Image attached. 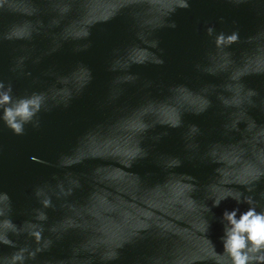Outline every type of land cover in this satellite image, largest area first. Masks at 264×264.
<instances>
[{"label": "water", "instance_id": "water-1", "mask_svg": "<svg viewBox=\"0 0 264 264\" xmlns=\"http://www.w3.org/2000/svg\"><path fill=\"white\" fill-rule=\"evenodd\" d=\"M189 2L169 15L170 0L0 4V80L14 97L44 95L38 129L17 136L0 120V193L11 198V210L0 200V232L14 242L0 243V262L39 247L25 264H222V213L247 206L228 198L212 207V198L240 191L264 210V0ZM209 25L256 38L219 50ZM13 31L24 35L6 38ZM238 83L258 92L251 103ZM40 229L38 243L30 233Z\"/></svg>", "mask_w": 264, "mask_h": 264}, {"label": "clouds", "instance_id": "clouds-1", "mask_svg": "<svg viewBox=\"0 0 264 264\" xmlns=\"http://www.w3.org/2000/svg\"><path fill=\"white\" fill-rule=\"evenodd\" d=\"M238 3H243L244 0H237ZM4 0H0V4H3ZM171 7L168 9L167 15L176 11V9H187L190 7L189 0H170ZM62 12H67L68 8L65 7L61 9ZM106 21L109 17L104 18ZM223 19V18H221ZM53 23H57L53 21ZM170 27L175 28V21L169 24ZM209 37H213V44L216 49L224 50L229 49L234 44H242V43H251L256 37L255 36H246L244 38L241 37L240 31L238 28H233L229 32H225L223 30L216 32L214 25H209L206 29ZM24 33L18 32H10L7 34L8 39H12L13 36H22ZM27 35H31V33H27ZM81 35V34H78ZM83 36H88V32L82 33ZM157 41L153 43L152 47H156ZM225 57H227L228 53H224ZM147 58H141L139 60L133 61L136 64H144ZM151 62L155 64H163L164 60L162 58H155ZM227 63V60L225 61ZM198 69L200 65L196 66ZM115 66H112V69L115 70ZM209 73L213 72L212 68L203 69ZM245 72H237L232 76L233 80L238 81L241 76L245 75ZM27 75H31V73H27ZM135 75L133 73H128L125 77L127 80L135 79ZM91 79V75L89 73L88 80ZM237 95H243L247 97L248 102L251 103V98L258 95V92L253 88H245L243 84H237L236 86ZM71 95H69L68 100ZM44 100L43 93L31 92L28 95L14 97L13 96V85L11 82H5L0 80V120L4 122V126L10 129L13 134L17 136H22L25 134V125L31 124L33 128L40 127V119L38 114L41 112L42 102ZM67 100V101H68ZM67 101H65V106H67ZM236 103H241V101H236ZM211 104V101L204 100L203 105L197 110L196 114L203 112L207 109ZM180 124V120L177 119L172 123V127H178ZM145 130H147L148 125H144ZM193 131H197L196 125L192 126ZM135 155H140L142 158L147 156L146 151H142L140 148H137ZM79 159L72 160L68 159L66 161H62V163L71 165L75 163H80ZM181 161L177 159H173L171 161L170 166H179ZM131 167V163L128 164ZM259 178V175L256 179ZM188 180L195 181L194 176H188ZM243 183H248L244 181ZM191 191L195 184H190L187 186ZM69 190V194H70ZM248 192H252V188L249 187L247 189ZM34 195L36 198H40L43 195V190L40 187H37L34 190ZM231 198L236 201L237 205H246L247 207L241 208L239 206L234 207L232 209H225L222 213V220L225 222L223 227V235L221 236L222 241V252L217 253V255L224 256L226 259L222 261V264H264V210H257L255 206V201L252 196L245 195L240 191H233L231 189H224L220 191L219 194L215 195L212 198V207H218L222 201ZM0 200H8L9 201V210H11V198L7 192L0 193ZM41 204L44 208H48L52 206L51 198L42 199ZM210 208L208 205H203L201 207V228L200 230L203 233H208L209 222L205 217V213L209 212ZM3 210L0 209V216H2ZM39 220L47 219L46 213H39ZM3 223L7 224L10 228H15L11 220H6ZM30 235L34 236L36 241L42 239V229L35 230L30 233ZM207 242L212 245L213 252H216L215 244L213 241L206 236ZM0 243L14 246V242L0 232ZM50 243V242H49ZM26 249L17 248L13 253L10 254L7 260V264H25L26 260L29 257H35L37 252L42 251L41 248H36L35 251H31L27 253V256L24 255ZM115 253L112 254L111 258H115ZM3 264V262H0Z\"/></svg>", "mask_w": 264, "mask_h": 264}]
</instances>
